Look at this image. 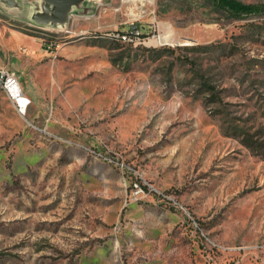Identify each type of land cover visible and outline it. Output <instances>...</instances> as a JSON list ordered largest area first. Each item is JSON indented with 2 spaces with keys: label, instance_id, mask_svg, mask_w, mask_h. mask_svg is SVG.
Returning a JSON list of instances; mask_svg holds the SVG:
<instances>
[{
  "label": "rangeland",
  "instance_id": "374dc122",
  "mask_svg": "<svg viewBox=\"0 0 264 264\" xmlns=\"http://www.w3.org/2000/svg\"><path fill=\"white\" fill-rule=\"evenodd\" d=\"M83 8L52 25L33 19L43 0H0V68L15 72L32 36L72 46L96 80V109L42 101L37 121L0 88V264H264V11ZM134 109L143 122L124 139L118 119Z\"/></svg>",
  "mask_w": 264,
  "mask_h": 264
},
{
  "label": "crops",
  "instance_id": "0c3cea01",
  "mask_svg": "<svg viewBox=\"0 0 264 264\" xmlns=\"http://www.w3.org/2000/svg\"><path fill=\"white\" fill-rule=\"evenodd\" d=\"M82 9H84L83 5L75 11L79 13ZM20 40L25 49L13 64V69L17 73L25 96L31 100L26 113L32 120L37 121L39 115H42L40 111L38 114V110L43 107L41 106L42 101L45 103L54 101L57 107L68 110L79 107L81 102L85 101L87 111L96 109L94 97L96 80L88 75L90 74V64L79 66L78 62L74 61L77 56L72 46L65 50H59L58 47L55 49L45 48L39 38L36 37L24 36L20 37ZM107 81L109 85L112 83L111 78ZM108 88L106 94H110V87ZM10 101L12 102V100ZM143 117L142 110L134 109L126 112L118 119L124 139L134 136L143 122ZM243 233L244 228H242L240 235ZM250 236L251 231H248L242 237L243 241H249ZM262 237L264 238V231H262Z\"/></svg>",
  "mask_w": 264,
  "mask_h": 264
},
{
  "label": "built area",
  "instance_id": "2783aa9c",
  "mask_svg": "<svg viewBox=\"0 0 264 264\" xmlns=\"http://www.w3.org/2000/svg\"><path fill=\"white\" fill-rule=\"evenodd\" d=\"M139 36L140 32L132 30L130 32L118 33L116 37L123 42H134ZM0 87L6 92L7 96L17 106L19 111H27L31 100L25 96L15 72L4 67L0 68Z\"/></svg>",
  "mask_w": 264,
  "mask_h": 264
},
{
  "label": "water",
  "instance_id": "95a60500",
  "mask_svg": "<svg viewBox=\"0 0 264 264\" xmlns=\"http://www.w3.org/2000/svg\"><path fill=\"white\" fill-rule=\"evenodd\" d=\"M44 10L34 14L33 19L42 24L65 25L73 9H78L84 0H43ZM7 7H13L16 0H3Z\"/></svg>",
  "mask_w": 264,
  "mask_h": 264
},
{
  "label": "trees",
  "instance_id": "16d2710c",
  "mask_svg": "<svg viewBox=\"0 0 264 264\" xmlns=\"http://www.w3.org/2000/svg\"><path fill=\"white\" fill-rule=\"evenodd\" d=\"M219 8L227 11L231 17L242 18L252 14H259L264 11V6L244 4L238 0H211ZM84 4L82 2L81 6Z\"/></svg>",
  "mask_w": 264,
  "mask_h": 264
},
{
  "label": "bare ground",
  "instance_id": "6f19581e",
  "mask_svg": "<svg viewBox=\"0 0 264 264\" xmlns=\"http://www.w3.org/2000/svg\"><path fill=\"white\" fill-rule=\"evenodd\" d=\"M157 40L159 41V43L161 45L167 44L168 42L166 41L167 39L163 38L161 35H159V37L157 38ZM29 107V106H28ZM28 109V108H27ZM21 114H25L24 111H19Z\"/></svg>",
  "mask_w": 264,
  "mask_h": 264
}]
</instances>
